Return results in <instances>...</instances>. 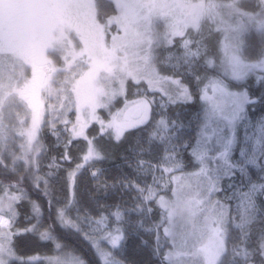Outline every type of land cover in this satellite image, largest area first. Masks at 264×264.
<instances>
[{
    "label": "snow or ice",
    "instance_id": "6c2138e0",
    "mask_svg": "<svg viewBox=\"0 0 264 264\" xmlns=\"http://www.w3.org/2000/svg\"><path fill=\"white\" fill-rule=\"evenodd\" d=\"M126 2L0 3V264H33L37 257L20 254L25 236L54 244L47 264H136L137 249L156 257L153 264H198L185 251L195 230L186 231L179 219L188 202L210 221L222 247L225 236L252 249L264 238V115H254L257 105L264 112V74L248 75L264 73V37L245 48L256 62L241 66L233 56L229 73L210 58L224 52L220 41L210 46L200 34L159 24L143 64L135 72L121 68L112 80L117 51L131 41L121 38L118 45L112 36L111 49L97 54L75 27L74 11L90 5L101 34L115 23L127 37L114 15ZM29 13L38 30L16 38L15 26ZM102 73L111 83L107 90L97 86ZM82 82L91 104L80 102ZM252 83L258 94L249 91ZM13 92L19 102L9 99ZM129 94L138 97L131 107ZM194 98L203 103L189 139L180 135L176 109ZM114 147H125L116 174L97 167ZM253 207L259 227L255 236L247 233V245L239 221ZM217 256L208 264H217Z\"/></svg>",
    "mask_w": 264,
    "mask_h": 264
},
{
    "label": "rangeland",
    "instance_id": "374dc122",
    "mask_svg": "<svg viewBox=\"0 0 264 264\" xmlns=\"http://www.w3.org/2000/svg\"><path fill=\"white\" fill-rule=\"evenodd\" d=\"M236 0H232L227 3L225 10L222 11L219 7L214 8L211 11L209 3L205 0H127L123 4L119 11L115 13L116 20L127 28L128 36L125 37L123 30H117V26L114 23L108 32L101 34L100 23L96 20V14L90 5H83L74 11V16L76 18L75 27L85 31L88 38L93 41L96 45L97 54H102L101 48L106 47L111 49L112 47V36L117 37V44H121L125 40L131 41V45L126 48H120L117 51L118 59L114 60L115 76L111 79L114 80L116 77L122 75L120 69L127 68L128 70L136 71L138 65L143 64L141 57L145 55V49L147 47V41L149 37H155L157 35V25L163 24L171 30H179L187 32L189 34H200L204 40L207 42L210 31L214 28L222 29V42L221 44L225 46L224 52L221 53V61H223V66L229 69L231 72V58L233 56L239 57L241 61V66L245 64H250L254 62L246 61L241 55V49L236 44V39L233 36V32H236L245 21L249 23H256L258 27H264V12L259 14H248L242 12L235 5ZM264 4V0H262ZM3 3V0H0ZM264 8V6H263ZM212 13L214 19H210L209 22L219 21L220 23L216 27L208 26V29L204 32L203 24L207 21V16ZM29 19L34 26L35 32L38 30L39 20L36 16L29 13ZM209 17V16H208ZM160 31H163L161 29ZM73 40H76V31H71ZM15 36V35H14ZM15 51V49H13ZM247 71V69H244ZM255 69L249 71L252 72ZM260 74L261 73L259 70ZM248 73V74H249ZM139 74V73H137ZM98 87H102L105 90L111 87L109 79L104 78V74H101V79L97 82ZM82 91L81 104H91L93 103L92 95L88 90L87 82H82L79 85ZM133 93L135 90H132ZM138 99L134 94L128 98L129 107H131V101ZM124 105L120 108H123ZM179 120L177 123L181 124L182 131L180 135L182 137L188 138L189 121H184V116L186 112L182 110H176ZM260 114L255 117H260ZM187 128V130H186ZM239 193H237V196ZM179 219L183 225L186 226V231L192 232L195 230V235L189 240V247L185 251L189 253H194L198 264H208L213 253H218L216 257L217 264L218 261L225 251L226 242L224 239V246H221V241L215 235H213L211 229L207 227L210 221L206 222L202 216L196 215V211L191 202L185 204V206L179 212ZM258 219L255 208L248 209L244 215L241 216L239 224L242 225L240 231L243 233L242 239L247 240V233L251 230L253 225ZM204 225L201 231V226ZM192 245H195L194 247ZM233 258L236 257H247L245 252H249L246 245L239 244L233 246L230 249ZM239 253V254H237ZM148 260H145L144 264H153L156 257L151 256L148 252ZM37 259L33 260L39 261L41 258L36 256ZM47 258V257H45ZM47 264V261H46Z\"/></svg>",
    "mask_w": 264,
    "mask_h": 264
},
{
    "label": "trees",
    "instance_id": "16d2710c",
    "mask_svg": "<svg viewBox=\"0 0 264 264\" xmlns=\"http://www.w3.org/2000/svg\"><path fill=\"white\" fill-rule=\"evenodd\" d=\"M207 3H209L211 11L215 8H220L222 11L225 10V6L227 3H230L232 0H205ZM236 8L241 10L242 12L248 13V14H259L264 12V4L262 0H236L235 1ZM209 16V17H208ZM207 16V21L203 24L204 27V32L208 29V26L216 27L220 22L214 21V22H209L210 19H214V16L212 13H210ZM102 19V18H101ZM241 27L236 31L233 32V36L236 39V44L240 47L241 49V55L243 58L248 61V62H256L253 57H250L247 55L245 48L248 43V41L251 38H260L264 37V27H258L256 23H249V22H244ZM35 29L34 26L32 25L29 15L26 14L24 17L20 19V21L17 23L13 30V35H15L16 38H21L25 34H32L33 36L35 35ZM207 34H210V36L207 39V42L211 46L213 42L215 41H220L222 42V35L223 30L214 28L213 31L208 32ZM29 44L32 43V41L28 42ZM213 52H215V49H213ZM221 54L220 55H214L210 58L214 59L215 65L220 66V59H221ZM250 77L254 75H260V73L256 70L250 72L248 74ZM13 76H15V73H13ZM251 83V80H250ZM18 87L21 89V91L26 87L23 81L20 82ZM256 90L257 94L259 92V87L257 84L252 83V88L249 89V91ZM46 95V93H45ZM131 97V94H129L128 98ZM11 101H17L19 102V94L17 92H13L12 96L9 98ZM202 101L198 99H193L192 101L184 102V106L182 108H177L176 110H182L186 112V116H184V121H189V128L186 132H188V138H191V134L195 132V121H196V116L198 110L202 106ZM122 104L118 105V107H121ZM255 116L264 114V112L261 111V106L257 105L255 106ZM98 114L107 120V113L105 110L100 109L98 110ZM249 115H253L251 110L249 111ZM23 117V110L21 114V118ZM198 135V133H196ZM132 145L129 144L127 147H131ZM125 154V147H114L112 149L110 158L104 162L103 164H98L97 167H103L108 169L110 173L116 174L120 171H123V167L120 161V157ZM55 155V153H53ZM67 167V165H65ZM187 174H185V177ZM79 179V177H77ZM90 177L85 176L84 180L85 183L88 182ZM259 224L255 223L253 227L251 228V231L253 235H256V230L258 229ZM247 245L251 244V239L248 238L247 236ZM225 242H226V247L225 251L221 255L218 264H264V248H261L260 245L264 244V238H259L256 240V247L255 249H252L248 246L247 249L251 252L250 256L247 257H236L233 258L230 252V249L234 246L232 242L228 241L227 237L225 236ZM20 244V254L23 256H38L41 259L39 261L33 262V264H40L41 260H44V264H46V258L45 257H51L55 255L53 249H54V244L52 243H41L37 239L29 236L22 237L19 241ZM241 243L237 242L236 245H239ZM235 245V246H236ZM133 258L136 261V264H144L145 260H148V254L147 252H140L139 249L136 250V252L133 254Z\"/></svg>",
    "mask_w": 264,
    "mask_h": 264
}]
</instances>
